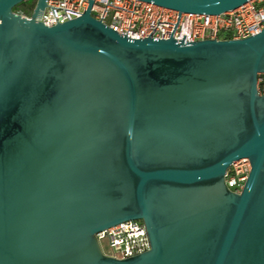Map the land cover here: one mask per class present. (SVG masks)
Returning <instances> with one entry per match:
<instances>
[{"label": "water", "instance_id": "95a60500", "mask_svg": "<svg viewBox=\"0 0 264 264\" xmlns=\"http://www.w3.org/2000/svg\"><path fill=\"white\" fill-rule=\"evenodd\" d=\"M21 1L0 0V264H264V26L130 38L93 0L50 25L35 20L45 0L28 16ZM145 1L211 14L247 0ZM130 218L149 248L106 255L95 232Z\"/></svg>", "mask_w": 264, "mask_h": 264}, {"label": "built area", "instance_id": "2783aa9c", "mask_svg": "<svg viewBox=\"0 0 264 264\" xmlns=\"http://www.w3.org/2000/svg\"><path fill=\"white\" fill-rule=\"evenodd\" d=\"M86 4L87 0H45L44 8L35 20L45 25L62 23L77 17ZM89 14L130 38L172 35L183 41L212 37L239 39L263 28L264 0H247L234 9L211 14L179 13L176 9L145 0H93ZM256 79L257 92L264 93V74L259 73ZM249 167L246 157L231 161L223 173L225 187L240 191ZM144 229L141 219L130 218L100 229L95 232V237L98 243L100 240L106 242L109 249L106 255L124 258L149 248Z\"/></svg>", "mask_w": 264, "mask_h": 264}, {"label": "trees", "instance_id": "16d2710c", "mask_svg": "<svg viewBox=\"0 0 264 264\" xmlns=\"http://www.w3.org/2000/svg\"><path fill=\"white\" fill-rule=\"evenodd\" d=\"M34 1L35 0H30V7L34 4ZM28 3H27V0H22L21 2L19 3H15L13 6H11V8L14 10V11H17V13H20V14H25V15H29V11H30V8L27 7Z\"/></svg>", "mask_w": 264, "mask_h": 264}, {"label": "rangeland", "instance_id": "374dc122", "mask_svg": "<svg viewBox=\"0 0 264 264\" xmlns=\"http://www.w3.org/2000/svg\"><path fill=\"white\" fill-rule=\"evenodd\" d=\"M27 3H28L27 7L30 8V11H31V10H32V6H33L34 4L30 7V5H31L30 0H27ZM34 3H35V1H34ZM30 11H29V13H30ZM98 244H99L98 246L100 247V249L102 250V252H104V253H105V252H106V253L109 252V249H108V247L106 246V242H105V241L100 240Z\"/></svg>", "mask_w": 264, "mask_h": 264}]
</instances>
